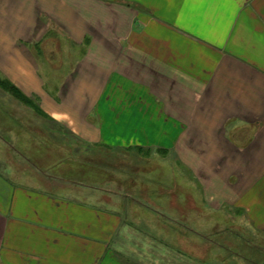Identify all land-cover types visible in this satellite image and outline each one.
I'll return each instance as SVG.
<instances>
[{"label":"crops","instance_id":"crops-1","mask_svg":"<svg viewBox=\"0 0 264 264\" xmlns=\"http://www.w3.org/2000/svg\"><path fill=\"white\" fill-rule=\"evenodd\" d=\"M0 78V264H139L120 253L131 231L205 249L128 219L145 204L111 162L89 182L48 172L72 145L93 171L101 149L172 154L194 180L153 181L159 217L204 232L195 218L242 211L264 235V0H0Z\"/></svg>","mask_w":264,"mask_h":264},{"label":"rangeland","instance_id":"rangeland-1","mask_svg":"<svg viewBox=\"0 0 264 264\" xmlns=\"http://www.w3.org/2000/svg\"><path fill=\"white\" fill-rule=\"evenodd\" d=\"M67 141H70V139L68 138ZM73 147V145L68 146L70 152H66L62 157L60 156L61 160L58 162L57 168L55 166L49 167L53 162L49 164L47 163L49 166L45 164L49 167L48 172L51 174L57 173L59 176L66 178H75L82 180L83 182H89V179L93 181L97 178L103 179L105 173V170L103 169L107 166L106 162H111L115 177H125L119 183L121 185H118V190L126 191V193L132 195L134 199L141 200L142 203L145 204L144 207L139 206V208H137L141 214L131 213L129 208H136V203H133L132 201L130 204L128 203V208L123 207L127 212L130 211V217L128 219L132 220L133 217H140L139 222L142 223L140 224L141 226H146L147 224L152 225L155 220V224H159L160 226L175 227L177 230L181 231L182 234H186L188 236L187 238H192L194 245L195 243H203L205 246V249L201 250H185L178 248L168 249L163 247V243H160V245L155 244L157 249L152 247L143 248V242L152 244L151 237H145L142 233L131 231L132 233L127 235L123 240L125 242L123 243L125 247L121 244L120 253H124L126 257L136 259L134 261H138L139 264H217L220 261L230 260L235 262L239 260L240 264H251L250 256L252 255L253 260L255 258H260L262 260H259V262H264L263 251L257 248L255 250L254 248L256 244L264 241L262 238L264 235L255 234V232L252 233L250 227L255 225V223L245 212L229 210L228 213H216L208 218H195L193 220L195 221V224L199 225L202 222L207 223L204 228H201L200 226L204 232L197 230L195 227L190 228L189 223L185 222L184 217L177 216L168 218L159 217L156 214V203L152 201V197L156 195L155 190L159 187L155 185L154 182L158 184L159 181H161L168 185L171 179V170L174 168L176 170V177L180 179L181 186H179L180 189L177 191L180 196V194H182L181 192L185 191L183 182L186 179L194 180L189 174L190 172L188 173L172 154L166 152L157 153L150 148L144 147L129 148L125 151L117 150L107 152L103 151V149H98L99 151L94 155L96 158H93V162H96L98 167L100 166V169H95L93 171L89 167V164L92 161L89 147L82 146V149L79 150H75ZM174 162L177 163V167L172 164ZM136 177L140 179L139 187L143 186L145 189L143 195L133 187L132 178ZM123 184L126 186H123ZM170 188L173 187L171 186ZM192 189L194 200L197 201L194 202V206L200 209L202 206L198 200L199 192L197 186L194 184ZM172 190L175 191L174 188ZM165 193L169 194L168 190ZM163 206H166L164 207V210L167 211V208H169L167 203ZM162 207H160L161 210ZM172 207L173 206H171V208ZM176 207L179 208V205ZM211 214L214 213H210V215ZM225 224L229 225V229L226 231H222L219 229V226H216ZM185 225H187V227ZM172 235L177 236L176 233H171V236ZM176 241L178 242V240ZM196 247L198 246L196 245ZM191 253L194 255H190ZM198 253L199 257L204 255L203 261L202 259H196Z\"/></svg>","mask_w":264,"mask_h":264},{"label":"trees","instance_id":"trees-1","mask_svg":"<svg viewBox=\"0 0 264 264\" xmlns=\"http://www.w3.org/2000/svg\"><path fill=\"white\" fill-rule=\"evenodd\" d=\"M0 84L1 85H5L6 84L8 86L7 90H9V91H13L14 90L9 83H7L6 81L2 80L1 78H0ZM16 95H18L19 97H21L19 94H16Z\"/></svg>","mask_w":264,"mask_h":264}]
</instances>
